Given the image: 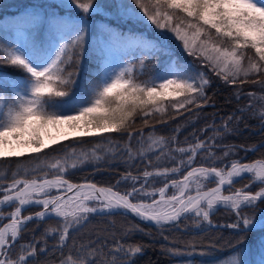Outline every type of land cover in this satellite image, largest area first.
<instances>
[{
	"label": "snow or ice",
	"instance_id": "1",
	"mask_svg": "<svg viewBox=\"0 0 264 264\" xmlns=\"http://www.w3.org/2000/svg\"><path fill=\"white\" fill-rule=\"evenodd\" d=\"M86 56L92 79L78 85ZM0 68L23 74L0 71V161L16 163L10 179L0 171V264H135L146 246L128 241L150 232L129 223L117 233L115 221L89 228L96 217L128 214L155 226L161 253L185 257L181 264L225 246L228 256L211 264H264V153L245 160L264 143L224 142L248 127L246 113L264 130V0H37L0 25ZM212 77L231 89L225 103L247 104L183 141L179 122L159 135L157 125L216 107ZM106 159L126 166L115 185L67 178ZM221 207L231 222L217 226ZM184 222L227 228L233 239L165 234Z\"/></svg>",
	"mask_w": 264,
	"mask_h": 264
},
{
	"label": "trees",
	"instance_id": "2",
	"mask_svg": "<svg viewBox=\"0 0 264 264\" xmlns=\"http://www.w3.org/2000/svg\"><path fill=\"white\" fill-rule=\"evenodd\" d=\"M37 0H0V22L4 23L7 21L6 18H15L17 14L23 11L27 6L36 3ZM99 3H103L108 5L105 0H98ZM113 25L115 26V21H113ZM174 51L177 55L180 53V49L174 47ZM185 60L191 62V57H184ZM164 57L160 58V62L157 63L155 70L160 71L163 68ZM150 64L153 62H149ZM95 68V64L91 63L88 57H85L83 64V71L80 72V78L78 80V85L83 83L84 79H92V70ZM0 71L7 72L12 76H22L23 74L18 72L14 68H0ZM213 79V87L210 90V94L212 92L216 93L217 104L215 108L209 107L204 109L203 115L190 123H185L184 118L180 117L178 121L173 120L169 121L170 126H161L157 125L158 128H165L164 131L158 133L159 135H169L173 128L176 127L179 122L181 125V133L179 135V140L183 141L185 137L191 138V134L193 132H197L200 128H204L207 123H210L215 117L217 124L220 121V117L224 116L228 113H231L233 110L243 107L247 104V97H245L239 104L233 103H225V100L231 95V89L224 87V85L218 81L217 78L212 77ZM245 91H256L260 92L259 85L246 84L243 85ZM76 94H79V87L75 90ZM245 121L248 124V127H244V123L239 125V132L235 135H230L225 138L224 142L228 144H236V145H261L264 143V130L259 128V120L256 118H250V114H245ZM139 127V125H138ZM150 129H144L145 133H147ZM115 135V134H114ZM100 137H86L81 138L82 141H93L99 140ZM74 141L70 140L64 144H72ZM90 143H82V148L84 150H88L91 148ZM62 147V146H57ZM81 150L80 147L77 148V152ZM51 151V150H48ZM261 153H264V147L260 148L258 152L253 154L248 153L245 157L246 161H252L257 158H260ZM55 155H62V152L54 153ZM240 156H244L243 151L239 153ZM26 162L29 161V157L23 158ZM144 165H139L142 169ZM16 168L15 161H0V171H6L9 179L11 178V172ZM126 171L125 164L119 160H104L101 162H92L89 166L77 168L76 170H70L67 173V178L71 180L73 183H82L84 181H92L98 186H108L115 185L116 181L120 179V174ZM136 170H133L135 174ZM36 211L35 209H30L29 212ZM26 214H28L26 212ZM213 223L215 224H227L231 222V215L227 210H219L212 216ZM112 221H115L116 231L120 232L121 225H128L129 223L139 224L140 227L144 228L146 232H150L151 235H144L141 233H137L131 237L128 241L129 243L134 242H142L146 247L143 255L138 256L136 258L135 264H181L184 261L185 257H169L165 256L160 251V245L165 244L166 242L158 235V230L155 227L145 226L137 222L136 220L123 216V215H115L112 217H107L101 219L100 217H96L93 219L92 225L89 228H94L96 226L106 227ZM232 230L228 229H209L207 232L200 231L195 229L189 222H184L181 224L179 228L168 229L166 231V235H169L170 238L175 239L178 242L184 241H195L197 244L203 242L207 244L209 240L220 239L222 245H226V242L229 239H233L230 235ZM255 234L250 241V244H254ZM178 247L183 248V243H178ZM199 251V249H197ZM228 256L227 247H222L221 249L214 252L211 256L195 257L197 264L200 261H204L205 264H211L213 261H220L223 258Z\"/></svg>",
	"mask_w": 264,
	"mask_h": 264
},
{
	"label": "rangeland",
	"instance_id": "3",
	"mask_svg": "<svg viewBox=\"0 0 264 264\" xmlns=\"http://www.w3.org/2000/svg\"><path fill=\"white\" fill-rule=\"evenodd\" d=\"M106 1V3H112V0H105ZM103 4V3H102ZM7 19V21H5L4 23H1L0 22V25H4V26H7L14 18H6ZM175 43V42H174ZM175 47V46H174ZM176 48H179V47H176ZM70 141V140H69ZM66 142H68V141H66ZM66 142H63V143H66ZM92 162H89V163H85L84 165H82V166H80V167H78V168H82V167H86V166H89L90 164H91ZM77 169V168H76ZM76 169H74V170H76ZM73 170V171H74ZM72 171V170H71ZM120 190L121 191H124L125 189L123 188V187H121L120 188Z\"/></svg>",
	"mask_w": 264,
	"mask_h": 264
},
{
	"label": "water",
	"instance_id": "4",
	"mask_svg": "<svg viewBox=\"0 0 264 264\" xmlns=\"http://www.w3.org/2000/svg\"><path fill=\"white\" fill-rule=\"evenodd\" d=\"M219 209H224V208L221 207V208H219ZM127 216H129V217L135 219L136 221H138L139 223H141V224H143V225H146L144 222L139 221L137 218L133 217L131 214H128ZM214 225H215V224H214ZM146 226L155 227V226L150 225V224H148V225H146ZM217 226H219V225H217ZM214 228H224V227H214Z\"/></svg>",
	"mask_w": 264,
	"mask_h": 264
}]
</instances>
